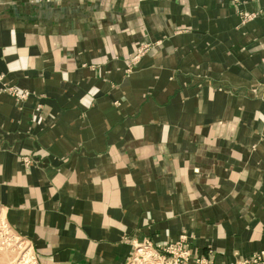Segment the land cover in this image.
I'll list each match as a JSON object with an SVG mask.
<instances>
[{"label":"crops","instance_id":"0c3cea01","mask_svg":"<svg viewBox=\"0 0 264 264\" xmlns=\"http://www.w3.org/2000/svg\"><path fill=\"white\" fill-rule=\"evenodd\" d=\"M4 86L0 219L35 264L264 251V0H0Z\"/></svg>","mask_w":264,"mask_h":264},{"label":"rangeland","instance_id":"374dc122","mask_svg":"<svg viewBox=\"0 0 264 264\" xmlns=\"http://www.w3.org/2000/svg\"><path fill=\"white\" fill-rule=\"evenodd\" d=\"M146 50L141 54H144ZM24 162L29 163L26 159ZM132 242L134 243L133 252L124 264H213L196 256L187 235L181 234L177 240L165 243H154L151 240L136 243L132 240ZM170 246L172 250L169 252L167 249ZM184 252H189L186 259L182 257ZM261 252L242 260L239 264H264V258L253 262L257 260L254 258ZM0 264H35L29 245L12 232L3 219H0Z\"/></svg>","mask_w":264,"mask_h":264},{"label":"built area","instance_id":"2783aa9c","mask_svg":"<svg viewBox=\"0 0 264 264\" xmlns=\"http://www.w3.org/2000/svg\"><path fill=\"white\" fill-rule=\"evenodd\" d=\"M31 1H33V2H42V1H44V0H31ZM234 1H236V0H234ZM248 18L250 17V16H247ZM146 50V48L144 47V49H142L141 50V52H143V51H145ZM140 52V53H141ZM1 93H7V94H9L10 96H12V97H14V98H16V100H18V101H24V100H26L28 97H29V92H27V91H20V90H18V89H16V88H14V87H7V86H4L2 89H0V94ZM172 250V246H170L168 249H167V251H171ZM186 256H189V252H184L183 254H182V257H184L185 259H186ZM257 258V260H253V262H257L258 260H262L263 258H264V251H262L259 255H257L254 259H256Z\"/></svg>","mask_w":264,"mask_h":264}]
</instances>
